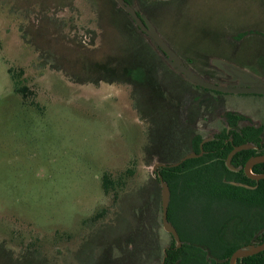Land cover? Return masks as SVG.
I'll list each match as a JSON object with an SVG mask.
<instances>
[{
    "label": "rangeland",
    "instance_id": "rangeland-1",
    "mask_svg": "<svg viewBox=\"0 0 264 264\" xmlns=\"http://www.w3.org/2000/svg\"><path fill=\"white\" fill-rule=\"evenodd\" d=\"M111 1L0 0V243L22 258L19 264H111L113 256L122 255L129 264H154L143 258L150 239L134 230L136 193L154 178L153 167L159 163L145 161L144 147L152 144L168 160L184 157L189 127L183 126V118L196 116V109L203 108L200 99L210 113L205 116L207 132L200 131L203 138L224 126L223 109L253 118H248L251 124L264 117L263 97L205 93L182 78L167 76L157 103L141 107L142 122L130 87L75 84L64 72L37 66L38 56L21 39L20 30L40 27L43 20L55 23L49 28L52 38L64 39L49 41L44 32L45 44L60 53L64 44L72 60L77 58L75 45L82 44L95 63L114 67L118 59L125 60L130 34L145 37L128 26ZM42 25L45 29V21ZM156 26L193 72L215 71L221 85L235 82L231 78L224 83L226 74L213 68L212 60L237 64L255 75L264 70V0H188L186 6L157 10ZM9 67L23 70L37 107L13 92ZM82 72L77 75L84 79L97 76ZM203 123L193 133L199 134ZM105 173L115 181L109 195L102 189ZM160 220L161 215L157 224ZM156 234L161 248L167 247L168 234L160 227Z\"/></svg>",
    "mask_w": 264,
    "mask_h": 264
},
{
    "label": "trees",
    "instance_id": "trees-1",
    "mask_svg": "<svg viewBox=\"0 0 264 264\" xmlns=\"http://www.w3.org/2000/svg\"><path fill=\"white\" fill-rule=\"evenodd\" d=\"M111 2L126 17L128 26H132L139 31L131 18L113 0ZM187 2L188 0H171L168 2L135 0V10L139 14L146 15L154 27H157V10L186 6ZM149 7L157 10L154 11ZM44 21L46 24L45 29L42 25ZM54 24L50 20H43L40 27L27 25L20 30L21 39L33 47L38 56L37 66L42 70L49 69L64 72L68 79L75 84H92L96 86L103 82L108 85L115 84L130 87V98L133 108L140 121H146L141 107H148L149 104L147 103L152 101L155 104L157 103L159 98L158 90L163 86L161 80L173 73L163 63L162 59L164 58L145 40L147 38L143 39L139 38L137 34H130V45L126 49L128 57L126 56L127 58L120 63H118L120 60L118 59L116 65L112 67L109 64L95 63L92 52L86 51L87 47L82 43V46L75 45L78 47L77 53L73 52V54H76L77 58L74 59L75 57H73V60L69 53L71 51L62 47L65 46L64 44H60L61 53L57 51L58 47L46 45L44 40L46 33L49 41L52 39L54 42L60 41L61 43L64 40L60 37L52 38L49 28ZM29 28L31 31H29ZM44 32L46 33L44 34ZM139 33L142 35L140 31ZM60 55L64 59L61 60ZM86 60H92V62L88 63L89 61ZM90 64L91 66H88ZM83 65L85 70L82 72L80 69H82ZM208 67L213 70L210 66ZM91 71L97 76H88L87 73ZM81 72L87 75L85 79L77 75ZM7 73L13 86V92L20 97L23 103L37 107V104L31 100L34 97V92L24 83L23 70H15L14 67H9L7 68ZM196 73H199L198 75L205 81L215 83L204 75L205 72ZM152 75H159L160 78L157 80L152 79ZM138 76L141 79H138ZM228 117L232 118L231 115H228ZM250 133L251 139H258L259 131L251 130ZM230 136L233 137L235 146L247 141L237 134H235V137L233 134H230ZM228 137L224 130L221 138L226 139ZM213 144L214 142H209L203 148H210ZM231 149V144L222 143L217 153L209 156L208 164L205 158L201 157L187 160L180 166L168 168L167 165L176 163L181 157L178 156L168 160L166 153L164 151L157 152L152 144L148 143L144 147L145 161L156 159L157 162L164 166L159 168L156 176L150 178L136 193L138 204L136 209H134L135 233L138 234L142 228L146 229L152 219L156 221L157 216L162 214L161 184L158 178L161 177V180L168 186L170 193L167 221L178 232L181 244L180 247H177V243L171 238L169 245L161 248L160 243L154 242L151 247L152 252L146 257L147 260L148 258L151 261L155 260V263L160 260L161 263L162 259H164L163 264H229L231 255L238 249L243 248L245 244L250 243V239L254 238L258 243L264 241V180L259 182L251 181L242 172L235 173L234 178V174L225 167V159ZM194 151L197 153L199 151L197 142ZM237 156L238 154L234 158L236 159ZM258 168L264 169V165L256 167L253 172L262 173V170ZM238 184L256 186V188L248 189ZM114 187L115 181L112 177L107 173L103 174V193L109 195ZM178 208L180 211L177 212ZM185 208L186 212L181 210ZM180 215H183V217L179 218ZM185 217L207 219L208 237L205 238L201 234L200 225L196 226L199 231L195 234L184 230L182 219ZM234 217L235 230L232 225L229 229L225 228V233L228 231L230 236H225L224 233V236L221 233H216V226L212 222L213 219L223 218L231 223ZM239 223L243 224L241 239H237ZM158 226L161 227L160 222ZM234 232L235 242L233 240ZM21 261V257L20 259L19 257H14L13 253L6 249L4 244L0 243V264H19ZM110 262L111 264H125L126 262L128 263V260L125 259V255H122V257L113 256ZM236 264H264V251L255 256L237 260Z\"/></svg>",
    "mask_w": 264,
    "mask_h": 264
},
{
    "label": "flooded vegetation",
    "instance_id": "flooded-vegetation-1",
    "mask_svg": "<svg viewBox=\"0 0 264 264\" xmlns=\"http://www.w3.org/2000/svg\"><path fill=\"white\" fill-rule=\"evenodd\" d=\"M125 1H127V0H125ZM128 3H131V1L129 2V1H127ZM164 2V1H163ZM134 9H135V4H134ZM136 11V10H135ZM137 12V11H136ZM138 15H144V14H139L138 13ZM146 16V15H145ZM135 25V24H134ZM138 28V27H137ZM138 30H139V28H138ZM157 30V29H156ZM140 31V30H139ZM138 31V32H139ZM141 32V31H140ZM157 32H158V30H157ZM252 31H250V32H248L247 33V35H250V33H251ZM142 33V32H141ZM140 34V33H139ZM144 34L142 33V36H143ZM260 35L263 37V35L260 33ZM144 37H146L145 35H144ZM264 38V37H263ZM168 46H169V44L168 43H166ZM170 47V46H169ZM172 49V48H171ZM178 55V54H177ZM179 56V58L181 59V61H182V63H183V65L185 66V67H187V68H189V69H193V68H191L190 67V64H189V62L188 61H186L185 59H183V58H181L180 57V55H178ZM232 61V60H231ZM235 61V60H234ZM235 63V62H234ZM166 65L168 66V64L166 63ZM261 65L264 67V63L262 64L261 63ZM235 66L236 67H238V68H240L237 64H235ZM169 67V66H168ZM216 69V68H215ZM240 69H242V68H240ZM170 70L171 71H173L171 68H170ZM216 70H219V69H216ZM243 70H245L244 68H243ZM245 71H247V70H245ZM213 72L215 73V71H212V73H210L209 75H206V77L208 78V79H210L211 81L213 80L214 82H215V84H222V82L220 81H218V79H216L215 77H214V74H213ZM248 72V71H247ZM222 73V72H221ZM224 73V72H223ZM222 73V75H224ZM251 75H253V76H255V77H257L261 82H262V85L264 84V70H259V75H255V74H252L251 72H249ZM211 75H212V77H211ZM170 76H174V77H179V78H182V79H184L183 78V76L181 75V74H177V73H175L174 71H173V73L170 75ZM225 76V78H224V83H225V80H230L231 79V77H229L228 75V77H226V75H224ZM184 81H186L185 79H184ZM233 81V80H232ZM187 82V81H186ZM234 82H235V86H238L239 84H244V82L243 81H241V80H238V79H235L234 80ZM189 85H191L192 87H194V88H196V89H201V91H203V92H205L206 93V91H209V92H214V93H216V95L217 94H224V93H220V92H215V91H210V90H206V89H203V88H200V87H197V86H195V85H192V84H190L189 82H187ZM227 84V83H226ZM234 84V83H233ZM243 86V85H242ZM254 86H256V85H254ZM241 95H257V96H260V97H263V100H264V96H262V95H258V94H241ZM193 100V102L194 103H198L197 101H195V99L193 98L192 99ZM202 101H201V99H200V102H199V104H200V106H203V108L201 107V108H198V109H196V116H194L193 115V117H189V116H187L186 117V115H184L185 117H186V119L185 118H183V126H188L189 127V131H188V134H186L187 135V137H186V146H188L189 147V150H188V152H187V154L185 155V156H188V155H191V154H195V155H197V157H195V158H192V159H198V158H201V157H204L205 158V161H206V163L208 164V158H209V156L210 155H215L216 153H217V151H218V149H220V145L223 143V144H227V143H229V144H231L232 145V149H231V151L228 153V155H227V157H226V159H225V167L229 170V171H231L234 175H233V177L235 178V173H241L242 172V174L247 178V179H249V180H251V181H254V182H259V181H262V180H264V179H261V180H255V179H252V178H250V177H248L247 176V174L245 173V165H246V163L250 160V159H252V158H255V157H259V156H264V122H263V119H264V117L262 118V120L261 121H256L255 120V123L253 122L252 124L251 123H249L248 122V118H251V117H248V116H245V115H242V114H237V113H231V112H229V111H225L224 109L223 110H221L222 111V113H220V115L222 114L223 115V118L225 119L224 121H225V124H224V126L219 130V132H217V133H213V134H211L210 136H205L204 138L201 136V134H202V132L204 133V132H207V118L205 117L206 116V114L208 115V114H210L206 109H209L208 108V106L209 105H207V101H206V99H205V102H206V105H207V107L204 105L205 103H204V100H203V102L201 103ZM219 103V102H218ZM213 114V113H212ZM215 114H217V113H215ZM215 114H213V115H215ZM219 114V113H218ZM228 115H231L232 116V118H229L228 117ZM253 118H251V121H253L252 120ZM202 121H204V123H203V126L201 125V127H200V130H199V134L198 133H196V132H194L193 133V131H194V127H196V125L198 124V123H201ZM244 122H248V124H243ZM225 130V134H226V136H229L228 138H221V136H222V134H223V131ZM251 130H257V131H259V133H258V139H251L250 138V135H251V133H250V131ZM200 131H202L201 132V134H200ZM230 134H233L234 135V137H235V134H237V135H239V136H241L242 137V139L243 140H247L245 143H241V144H239V145H237V146H235L234 145V143H233V137H231L230 136ZM196 142L198 143V153L197 152H195L194 151V147L196 146ZM209 142H214V144H213V146L212 147H207V149H204L203 147H204V145H206V144H208ZM243 146H246L247 148L246 149H242V150H240V151H237L236 153H234L233 154V156H231V158L229 159V155L232 153V151H234L235 150V148H238V147H243ZM223 149V148H222ZM221 149V150H222ZM250 152H252V153H250ZM238 154V156H237V158L235 159L234 157L236 156ZM200 155V156H199ZM184 156V157H185ZM184 157H182V158H184ZM181 158V159H182ZM180 159V160H181ZM192 159H189V160H192ZM179 160V161H180ZM179 161H177L176 163H178ZM187 161V160H186ZM184 163V162H183ZM157 164H160V163H157ZM173 164H175V163H173ZM173 164H171V165H173ZM182 164V163H181ZM180 164V165H181ZM179 165V166H180ZM260 165H264V163H258V164H255V165H253L250 169H249V174L250 175H252V176H260V175H263L264 174V169H262V168H258V169H260V170H262V173H254L253 172V170L256 168V167H258V166H260ZM169 165H167V167H168ZM162 167V166H161ZM161 167H157L155 170H154V177L156 176V174H157V171H158V169L159 168H161ZM168 168H171V167H168ZM261 172V171H260ZM234 185H235V183H233ZM239 186H243V187H245V188H248V189H255L256 188V186H248V185H242V184H238ZM161 211H162V207H161ZM234 211H235V209H234ZM234 215H235V213H234ZM158 217L159 216H157V219H158ZM157 219H156V221H153L154 219H152L151 220V223L150 224H148L147 225V231H146V233H145V228H142L141 229V231H142V233H145V235H146V237H148V239H150V243H151V245H149V247L147 248V251H145V252H143V255H144V259L148 256V254H150L151 252H152V243L153 242H156L157 241V234H156V232H157V230H158V228H159V223L157 224ZM161 219H162V214H161ZM207 219H196V218H189V217H187V218H183L182 219V226H184L185 227V229L184 230H186L187 232H190V233H193V234H195L197 231H199L197 228H196V226H198V225H200L201 227V229H200V232H201V234L205 237V238H207L208 237V228H207ZM148 222H149V220H148ZM147 222V223H148ZM212 222L215 224V226H216V228H215V231H216V233L217 234H222V236H224L223 235V233L225 234V236H230V234H229V232L227 231L226 233H225V228L227 227L228 229H229V227H231V225H232V227L234 228V230H235V217H234V220L232 219V221H231V223L229 222V221H227V220H225V219H223V218H219V219H213L212 220ZM155 223H156V225H155ZM160 224H161V229L164 231V229H163V226H162V220H160ZM240 225V226H239ZM239 225H238V237H237V239H241V234H242V231H241V228H242V225L243 224H240L239 223ZM174 228V227H173ZM175 229V228H174ZM175 231H176V229H175ZM165 232V231H164ZM177 232V231H176ZM166 233V232H165ZM166 234H168V233H166ZM177 234H178V232H177ZM234 237H233V240H234V242H235V232H234ZM168 236H169V238H170V240H171V238L173 239V237H172V235L171 234H168ZM178 236H179V234H178ZM180 239V238H179ZM262 243H264V241L263 242H261V243H258V241H256L254 238H252V239H250V243H248V244H245V246L243 247V248H250V247H257V246H259V245H261ZM181 245V244H180ZM180 245L179 246H177V247H180ZM239 250V249H238ZM264 251V250H263ZM145 253V254H144ZM206 253H207V255L209 256V253L206 251ZM261 253V252H260ZM259 254V253H258ZM257 255V254H256ZM232 256V255H231ZM255 256V255H254ZM252 257V256H251ZM248 258V257H247ZM230 260V259H229ZM152 262L155 264V260H152ZM156 263H157V261H156ZM164 263V259H162V262L160 263V264H163Z\"/></svg>",
    "mask_w": 264,
    "mask_h": 264
},
{
    "label": "water",
    "instance_id": "water-1",
    "mask_svg": "<svg viewBox=\"0 0 264 264\" xmlns=\"http://www.w3.org/2000/svg\"><path fill=\"white\" fill-rule=\"evenodd\" d=\"M120 9H122L134 22L135 26L139 28V30L146 36L149 40L150 44L154 47L156 51L165 59L168 66L177 74H181L183 78L192 85L197 87L220 92L224 94H258L264 96V84L255 76L251 75L249 72L240 69L232 64H228L223 60H212L211 66L213 68L219 69L224 74L228 75L229 77L244 82V84H239L238 86L232 85H220L205 81L200 76H198L195 72L191 69L185 67L179 58V56L166 44V42L162 39V37L157 32L154 25L149 21V19L145 15H138V13L134 9V2L128 3L125 0H113ZM149 1H156V0H149ZM164 2H168L171 0H160ZM243 85V86H242ZM256 85V86H254ZM246 146L235 148L234 151L229 155V159L233 156L234 153L240 151L242 149H246ZM200 156V155H199ZM197 157L195 154H191L182 158L178 163L173 165H169L168 167H177L181 163L185 162L186 160L192 159ZM258 163H264V156H259L250 159L245 165V173L248 177L261 180L264 179V174L260 176H252L249 173V169ZM164 166L163 164H154L153 169L155 170L157 167ZM160 179L161 184V207H162V226L166 233L171 234L174 241L177 243V246L180 245V239L173 228V226L167 221V213H168V206L170 200V193L168 186ZM264 250V243L257 247H250V248H241L235 251L232 256L230 257L229 264H236L237 260H241L247 257L254 256Z\"/></svg>",
    "mask_w": 264,
    "mask_h": 264
}]
</instances>
